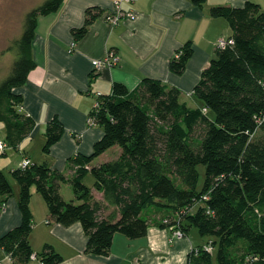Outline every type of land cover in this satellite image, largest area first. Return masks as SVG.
<instances>
[{
  "label": "trees",
  "instance_id": "trees-1",
  "mask_svg": "<svg viewBox=\"0 0 264 264\" xmlns=\"http://www.w3.org/2000/svg\"><path fill=\"white\" fill-rule=\"evenodd\" d=\"M64 1L46 0L32 9L15 42L17 58L0 82V120L8 145L18 147L37 125L20 110L24 98L15 88L36 67L32 46L39 16L57 12ZM191 1L203 6L207 0ZM103 13L98 7L87 9L84 25L72 30L75 43ZM211 15L229 21L235 43L218 49L194 87L202 107L189 106L179 88L159 79L144 77L134 89L116 82L111 94L102 95V108L95 114L104 135L92 154L69 158L67 172L47 163L12 171L20 184L22 221L1 236L0 247L15 264H28L35 253L30 242L33 186L43 196L51 221L81 223L88 236L87 253L109 255L116 233L132 239L146 236L151 221L144 210L155 206L168 214L158 220L159 226L180 228L185 235L197 227L209 236L207 243L216 248L219 264H264V10L248 0L243 6H213ZM193 53L189 40L171 58L170 70L183 74ZM64 132L61 120L53 117L43 151L50 153ZM113 146L121 149L117 158L92 165ZM200 164L206 167L202 186ZM88 173L103 200L84 183ZM67 182L75 195L72 200L61 194ZM13 193L11 180L0 168L2 207ZM205 244L194 247L188 264H213ZM36 255L43 264L63 261L50 244Z\"/></svg>",
  "mask_w": 264,
  "mask_h": 264
},
{
  "label": "crops",
  "instance_id": "crops-1",
  "mask_svg": "<svg viewBox=\"0 0 264 264\" xmlns=\"http://www.w3.org/2000/svg\"><path fill=\"white\" fill-rule=\"evenodd\" d=\"M115 0H65L62 7L47 15H40L33 41L32 54L36 62L27 81L15 88L23 95L20 110L35 118L37 125L31 135L18 146L22 158L14 162L7 145L0 151V168L11 180L14 193L0 211V238L22 221L19 208L20 184L12 171L23 159L32 163H47L53 169L67 172L68 160L77 154L90 155L104 135L100 125H90L91 110L97 92L104 95L113 92L116 82L134 89L142 78L151 77L181 90V100L191 107L203 103L193 90L203 70L217 55V41L231 36L232 28L224 17L211 15L216 5L243 6L248 0H207L203 6L191 0H136L122 1L125 11L134 9L136 19H126L112 24L105 17ZM259 3L264 10V0ZM98 7L104 13L89 26L87 33L75 43L73 28L84 25L88 8ZM194 44V53L183 74L169 68V62L187 41ZM110 50L116 51L121 60L110 67L95 70L93 61L104 57ZM58 117L65 127L62 138L53 145L50 153L43 151L48 122ZM0 141L6 142V132ZM121 149L113 146L98 157L92 165H98L118 157ZM96 199L103 200V193L94 189L95 178L90 183ZM61 194L66 200L75 198L70 182L63 183ZM39 195V196H38ZM31 210L33 229L30 242L36 253L46 244L52 245L63 256L59 264H188L191 250L205 244L197 241L191 231L182 238H172L171 227H161L158 220L168 214L155 212L151 215L150 227L144 237L129 238L116 233L109 255H94L86 252L88 236L80 222L69 226L50 220L49 208L43 196L32 187ZM110 209H108L109 211ZM0 264H15L0 247ZM28 264H43L39 257L31 258Z\"/></svg>",
  "mask_w": 264,
  "mask_h": 264
},
{
  "label": "rangeland",
  "instance_id": "rangeland-1",
  "mask_svg": "<svg viewBox=\"0 0 264 264\" xmlns=\"http://www.w3.org/2000/svg\"><path fill=\"white\" fill-rule=\"evenodd\" d=\"M45 1L46 0H0V82L8 77L14 61L17 58V52L14 46L16 40L21 37L24 31L27 14ZM209 116L213 117L214 113L210 112ZM5 132V123L0 120V137H3ZM8 151L9 156L13 158L14 162L22 158L23 150L20 151L19 147L11 146ZM198 169L200 172L199 186H202L205 179L206 167L200 164ZM91 180H94V178L89 174L86 182L90 183ZM156 210L157 208L155 206L148 207L144 210V214L150 217L153 213L157 212ZM106 212L108 213L109 211L105 210V213ZM158 213H166V211L162 209ZM190 231L191 235L199 242L209 239V236L201 235L197 227H192ZM191 251H193V249ZM212 262L213 264H219L216 248L212 251Z\"/></svg>",
  "mask_w": 264,
  "mask_h": 264
},
{
  "label": "built area",
  "instance_id": "built-area-1",
  "mask_svg": "<svg viewBox=\"0 0 264 264\" xmlns=\"http://www.w3.org/2000/svg\"><path fill=\"white\" fill-rule=\"evenodd\" d=\"M122 1L123 0H115L113 7L104 13L106 19L109 22H111L112 24H119L123 20L136 19L137 18V12L134 9H131L129 11H125L122 8V5H121ZM125 1L134 2L136 0H125ZM234 43H235V40L231 36L221 37L218 40L217 47H218V49H224L227 46L233 45ZM120 60H121L120 55L116 51L110 50L104 57L99 58V59H95L93 61V65H94L95 70H99L103 66L113 67V66L119 64ZM102 95L103 94L101 92H97V99L93 105V108L91 110V116L89 118V124L90 125H96L97 124L95 114H96V112H98L102 108V104H103ZM7 145L8 144L5 141H0V151H2V152L5 151L7 148ZM31 163H32L31 159L25 158L20 163V166L21 167H27ZM0 208L1 209L3 208L2 205H0ZM165 222H167V220H165ZM171 229H172V238H171L172 241L175 238H182L185 236V234L183 233V231L180 228L171 227ZM203 249L208 251V252H212L214 250V246H213L212 242L209 241L208 243H206L203 246ZM193 250H194V248H193ZM196 251H198V248L196 249ZM36 257H37V255L34 253L32 255V258H36ZM42 263H43V261H42ZM133 264H138V262L136 261Z\"/></svg>",
  "mask_w": 264,
  "mask_h": 264
}]
</instances>
